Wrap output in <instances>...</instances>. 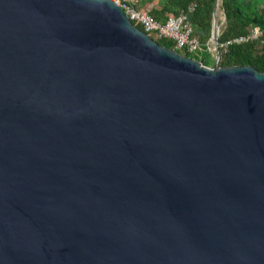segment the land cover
Instances as JSON below:
<instances>
[{"label":"water","instance_id":"obj_1","mask_svg":"<svg viewBox=\"0 0 264 264\" xmlns=\"http://www.w3.org/2000/svg\"><path fill=\"white\" fill-rule=\"evenodd\" d=\"M0 264H264V73L0 0Z\"/></svg>","mask_w":264,"mask_h":264},{"label":"trees","instance_id":"obj_2","mask_svg":"<svg viewBox=\"0 0 264 264\" xmlns=\"http://www.w3.org/2000/svg\"><path fill=\"white\" fill-rule=\"evenodd\" d=\"M151 2H155L152 5ZM215 0H141L144 7L154 21L164 22L172 15L184 11L190 4H194L193 10L187 15V21L191 27V37L198 43L200 49L206 50L211 33V14ZM217 11L222 16V23L216 21L217 46L238 37H245L249 30L256 28L261 32L258 41L249 40L242 44H231L224 50L219 48V57L214 63L197 56H191L184 50L175 51L181 56L202 63L205 67L213 64L220 68L249 66L257 73H264V0H217ZM216 12V10H215ZM139 30L140 27L136 26ZM157 45L168 50H173V43L164 39L153 40Z\"/></svg>","mask_w":264,"mask_h":264},{"label":"built area","instance_id":"obj_3","mask_svg":"<svg viewBox=\"0 0 264 264\" xmlns=\"http://www.w3.org/2000/svg\"><path fill=\"white\" fill-rule=\"evenodd\" d=\"M116 5L133 26H139L151 40L164 39L173 43V51L184 50L192 54L200 50L198 43L191 37V27L187 21V15L193 10L194 4L190 3L184 11L178 12L175 16H168L164 22H157L148 15L146 9L140 5L141 0H108ZM217 34V32H216ZM217 36V35H216ZM261 32L252 28L245 37H238L227 41L223 45L217 46L224 50L231 44H242L246 41H258ZM210 42V41H209ZM208 45V44H207ZM212 50L214 46L210 43ZM209 50V47L206 48Z\"/></svg>","mask_w":264,"mask_h":264},{"label":"rangeland","instance_id":"obj_4","mask_svg":"<svg viewBox=\"0 0 264 264\" xmlns=\"http://www.w3.org/2000/svg\"><path fill=\"white\" fill-rule=\"evenodd\" d=\"M215 19H216V21H218L219 25L222 23L223 19H222L221 14L219 13V11H217V8H216V12H215ZM217 33H218V31H217ZM207 44H206V48L209 47V50L208 49H206V50L200 49L199 51H196V52L192 53L191 56H197V57L203 59L206 62H209L211 59H213V61L215 63L214 50H212V47L210 46V42L209 41H208ZM209 68H211V67H209Z\"/></svg>","mask_w":264,"mask_h":264},{"label":"crops","instance_id":"obj_5","mask_svg":"<svg viewBox=\"0 0 264 264\" xmlns=\"http://www.w3.org/2000/svg\"><path fill=\"white\" fill-rule=\"evenodd\" d=\"M152 5H155V2H151Z\"/></svg>","mask_w":264,"mask_h":264}]
</instances>
